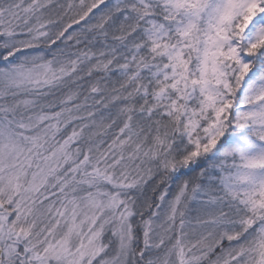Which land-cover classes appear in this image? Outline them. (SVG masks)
<instances>
[{"label":"snow or ice","instance_id":"1","mask_svg":"<svg viewBox=\"0 0 264 264\" xmlns=\"http://www.w3.org/2000/svg\"><path fill=\"white\" fill-rule=\"evenodd\" d=\"M0 264H264V0H0Z\"/></svg>","mask_w":264,"mask_h":264}]
</instances>
